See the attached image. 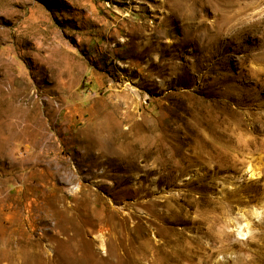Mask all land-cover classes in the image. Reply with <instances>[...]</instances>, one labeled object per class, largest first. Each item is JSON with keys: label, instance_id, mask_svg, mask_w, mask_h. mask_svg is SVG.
Returning <instances> with one entry per match:
<instances>
[{"label": "rangeland", "instance_id": "rangeland-1", "mask_svg": "<svg viewBox=\"0 0 264 264\" xmlns=\"http://www.w3.org/2000/svg\"><path fill=\"white\" fill-rule=\"evenodd\" d=\"M0 264H264V0H0Z\"/></svg>", "mask_w": 264, "mask_h": 264}, {"label": "bare ground", "instance_id": "bare-ground-1", "mask_svg": "<svg viewBox=\"0 0 264 264\" xmlns=\"http://www.w3.org/2000/svg\"><path fill=\"white\" fill-rule=\"evenodd\" d=\"M259 211V210H258Z\"/></svg>", "mask_w": 264, "mask_h": 264}]
</instances>
